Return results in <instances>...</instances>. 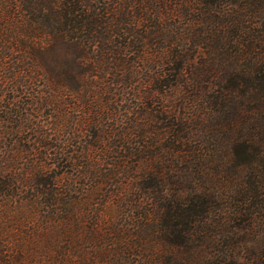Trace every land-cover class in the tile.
<instances>
[{
    "label": "trees",
    "instance_id": "1",
    "mask_svg": "<svg viewBox=\"0 0 264 264\" xmlns=\"http://www.w3.org/2000/svg\"><path fill=\"white\" fill-rule=\"evenodd\" d=\"M143 47L148 48L150 57L155 52L160 68L155 79L149 81L154 92L170 94L174 102L163 112L165 119H159L163 123L169 121L168 126L158 128V132L151 126L144 134L130 135L134 127L124 124L127 113L119 107L121 101L111 99L114 107L108 110L111 113L107 118L121 122L120 128L126 135L117 136L121 139L117 145V137L109 134L105 139L107 148L101 151L104 154L99 156L100 163L96 166H110L116 173L105 170L96 177L103 183L127 176L129 182L108 198L109 201L123 196L129 198L125 206L119 203L126 211L123 230L119 227L109 232L124 249L120 247L117 255L121 264H136V258L140 264H194L197 261L230 264L221 256L202 257L203 250L213 246V238L210 234L207 237L200 234L212 228L211 217L217 203L229 200L231 205L234 200V220L253 217L252 209L253 212L264 210V0H0V83L12 82L13 93L21 87L27 93L34 91L31 83L18 82L28 74L37 75L33 81L42 79L43 75L50 81L56 79L50 87L63 97L82 92L88 86L79 85L76 77L84 79L94 76L96 71H84L81 65L84 61L97 60L102 65L106 63L103 73L110 70L112 79L106 83L108 94L125 95L131 82L126 58L136 52H146ZM6 48L9 54L21 48L22 59L14 56L10 59L8 53L1 55ZM45 49L51 52L53 65L47 63V56L42 53ZM61 50L66 60L60 61ZM142 58L144 54L139 55ZM8 60L11 62L3 63ZM107 61L117 64L111 67L113 63L108 65ZM22 63L27 65L22 68ZM23 105L17 101L1 105L0 115L7 116L0 117V122L12 127H8V133L0 128V142L4 145L0 150L6 149L5 135L13 136L24 129L23 115L15 111L23 109ZM17 121L21 127L15 129ZM156 137L158 142L166 139L170 143L165 152L167 157L161 161L157 155L147 156L129 167L130 159L118 157V150L141 145L142 139L143 145L154 148ZM205 139L232 144L234 155L223 170L227 177L223 172L218 173L219 186L214 180L207 184L202 171L205 158L198 155L190 161L188 157L202 152L190 147L194 143L204 146ZM143 145L141 149L145 148ZM129 150L132 154L137 152V149ZM16 161L19 159L6 160ZM6 162L5 165L0 162V206L5 199L16 200L24 192L17 187L24 185L17 178V169L6 166ZM142 164L146 167L139 173ZM122 168L127 173L120 172ZM47 174L44 172L39 177L35 174L32 186L26 188L34 193L31 203L44 208L58 204L59 196L50 188L58 179ZM223 179L230 183L238 180V201L225 198ZM65 186L72 190L70 185ZM108 186L114 188L109 182L101 188ZM103 198L101 195L98 202H106ZM93 214L96 216V212ZM100 216L101 213L93 220L97 228H100ZM93 234L95 242L103 238L99 235H104L102 230H94ZM155 244L163 247L162 254L157 253ZM10 245L0 242V264H28L22 249L13 248L11 252ZM35 249L41 257L42 253L38 252L42 249ZM62 257V263L55 257L49 264H69L67 256Z\"/></svg>",
    "mask_w": 264,
    "mask_h": 264
},
{
    "label": "rangeland",
    "instance_id": "2",
    "mask_svg": "<svg viewBox=\"0 0 264 264\" xmlns=\"http://www.w3.org/2000/svg\"><path fill=\"white\" fill-rule=\"evenodd\" d=\"M142 28H140L141 31L148 32ZM143 49L146 51L142 53L144 58L139 59V55L142 54L137 52L135 55L132 54L126 58V68L129 70L131 82L128 86V92L125 95L122 93V96L119 97L108 94L109 84L106 83L110 82V70L103 73V68L107 69L106 63L102 65L96 62L97 60L84 61L81 65L84 71L94 69L96 72L94 76H86L84 79L76 77L79 85L83 84L88 87L82 92L68 95V97L53 92L50 85L56 79L50 81V78L46 77L47 79H45L44 75L42 79L37 81L32 79L37 75L31 77L29 74L22 80H18V82H26L27 85L31 83L34 91L28 93L22 87L16 88L18 92L13 93L11 91L13 84L10 81L0 83V111L3 110L1 105L7 106L10 101L21 102L24 104L23 109H15V111L20 112L25 121V126H22L24 129L20 133L17 132L13 136L5 135L6 149L0 150L2 165H5L7 159H19L15 163L6 162V166H14L17 169V178L24 183L22 186H17L20 190H24L18 199H5L3 203L1 202L0 242L12 244L8 249L11 252L13 248H16V251L22 249L28 264L29 262L49 264L50 259L55 257H58V261L62 263L63 255L67 256L66 260L69 264L122 263L121 258L117 255L122 247L118 245L117 237L111 238L112 235H109V232L119 227L123 230L126 211L119 207V203L125 206V202L129 198L123 196L119 199L113 198L111 201L108 198L113 196V191L117 193L123 184L128 186L129 182L127 176H117L112 178V181L106 180L114 188L109 186L101 188L103 183L108 182L102 183L101 179L96 177L99 173H104L105 170L109 173H116L110 166H101L100 168L96 166L100 163L99 156L104 154L101 151L107 148L105 139L109 134L110 137L114 136V138L126 135L123 133L125 130L120 128L121 122L110 121L107 118V115L110 116L111 107H114L111 99L121 101L119 107L127 113V119L124 118L123 122L127 126L134 127L129 133L130 135L144 134L150 130L147 128L151 126L154 127L152 129L155 132L159 131L158 128L168 126L169 121L163 123L159 119H165L163 112L168 111L174 102L170 94L159 95L154 92L151 80L155 79L160 69L158 68V60L155 52L154 56L150 57L147 52L148 48L143 47ZM9 52L10 50L6 48L2 50L1 55L9 54ZM11 52L13 54H9L10 59L11 56L22 59L21 48H15ZM42 53L46 54L47 63L53 65L51 52L45 49ZM60 54V61L67 59L63 50ZM9 60L3 63H10ZM107 64H111L110 66L113 67L116 66L117 62L107 61ZM26 65L22 63L21 67ZM54 86H56L55 83ZM125 88L127 90L126 86ZM25 109L27 110L25 111ZM149 109H153V111ZM185 113L186 111H184ZM2 116L7 115L1 114L0 117L2 118ZM16 123L13 127L15 129L20 128L21 122L17 121ZM37 126L38 130L36 129ZM8 127L12 126L7 124L3 126L0 122L1 130L3 129L6 133L9 131ZM123 128L126 129V127ZM41 134L45 135L46 138H42ZM118 137L116 145L121 140ZM17 139H23L25 142H20ZM161 140L164 142H158L156 137L154 148L143 145L144 139L139 140L141 145L127 146L126 151L118 150V157L130 159L129 167H133L132 165L140 158L147 156L157 155L161 161V158L167 157L166 148L170 146L169 140ZM210 140L205 139L202 147L201 144L194 143L190 150L199 151L202 149V152L188 157L190 161L195 160L198 155L205 158L202 171L208 181L207 184L213 183L212 180H214L215 185L219 186L218 173L222 174L234 154L232 144H228L227 141L223 143L211 140L208 143ZM150 142L154 145L152 139ZM142 145L145 148L141 149ZM0 147H4L1 142ZM129 149H137V152L132 154ZM7 150L11 152H7ZM25 150L27 153L22 152ZM187 150L189 149L187 148ZM111 162L115 163L116 160H111ZM101 165L104 164L101 163ZM144 167L146 164L141 165L139 173H142ZM44 172L48 173V177L58 179L50 187L51 191L59 195L57 197L58 204L55 203L53 207L48 206L50 208L31 203L30 200L34 193L30 189H26L32 186L31 179L34 178L35 174L39 177ZM120 172L127 173V170L122 168ZM224 175L227 177L226 174ZM225 179L223 182L226 181ZM73 180L77 185L74 184ZM237 182L238 180L232 183L225 182L222 187L225 198L229 197L238 201ZM115 183L119 186H116ZM65 185H70L72 190H69ZM101 195H104L103 199H106V202H98ZM228 201L221 204L217 203L216 211L211 217L212 228L210 230L206 228V231L202 235L200 234L202 237H207V234H210L213 238V246L210 250H203L201 256L209 259L221 256L224 260H229L230 264H264V210L260 211L254 208L256 210L253 212L252 209L251 211L253 217L245 216L234 220L232 217L234 200H232L231 205ZM77 202L79 203L77 207L73 206ZM43 203L45 204L46 201L43 200ZM114 208L117 209V214H114ZM94 212H96V216L93 214ZM100 213L101 216L98 217L100 228H97L93 225V220ZM119 213L121 214L120 217L118 216ZM77 222H79L78 226H76ZM94 230H102L104 234H98L103 236L98 242L93 239L95 237ZM134 235H138L137 232ZM134 242L138 243L136 240ZM36 247L42 249L41 252H38L42 253L41 257L37 254ZM155 247L158 254L163 253L164 249L160 244H155ZM66 260L64 258V262ZM135 261L136 264H140L139 258H136ZM194 264L203 263L197 261Z\"/></svg>",
    "mask_w": 264,
    "mask_h": 264
}]
</instances>
